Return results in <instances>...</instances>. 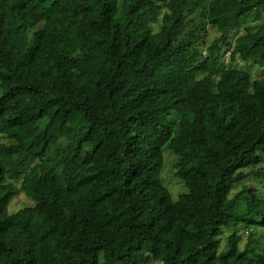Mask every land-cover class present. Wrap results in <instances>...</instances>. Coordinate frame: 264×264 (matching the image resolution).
<instances>
[{
	"label": "trees",
	"instance_id": "trees-1",
	"mask_svg": "<svg viewBox=\"0 0 264 264\" xmlns=\"http://www.w3.org/2000/svg\"><path fill=\"white\" fill-rule=\"evenodd\" d=\"M263 10L0 0V264H264Z\"/></svg>",
	"mask_w": 264,
	"mask_h": 264
},
{
	"label": "rangeland",
	"instance_id": "rangeland-1",
	"mask_svg": "<svg viewBox=\"0 0 264 264\" xmlns=\"http://www.w3.org/2000/svg\"><path fill=\"white\" fill-rule=\"evenodd\" d=\"M264 19V10L262 11V14L260 15H255V13H252L248 15L244 19V24H249V25H255L263 21ZM241 30V29H240ZM239 30V31H240ZM216 31L215 29L211 28L210 33L214 34ZM229 64L236 66V67H242L248 71H250L252 74L255 75H264V66H255L253 64L245 63L241 61L240 59H233L229 62ZM178 115L175 116V118L172 119V122L178 123ZM169 151L167 148L164 149V156H165V162L163 165V170H162V176H163V182L166 184L173 195V198L177 199L179 192L182 190L183 186L182 184L177 180V178L174 176V164L176 162V155ZM17 181V180H16ZM250 184H257L256 179L252 178L249 180ZM259 185V184H258ZM256 185V186H258ZM30 201L26 198V196L23 193H19L17 196H15L11 203H10V210H17L27 204H29ZM249 203V201H248ZM231 229H226L224 231V235L228 234Z\"/></svg>",
	"mask_w": 264,
	"mask_h": 264
}]
</instances>
